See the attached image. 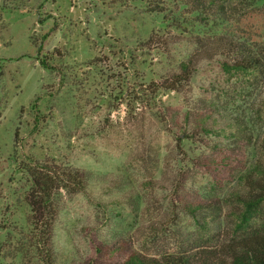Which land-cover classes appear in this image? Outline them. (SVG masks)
<instances>
[{"label": "rangeland", "instance_id": "1", "mask_svg": "<svg viewBox=\"0 0 264 264\" xmlns=\"http://www.w3.org/2000/svg\"><path fill=\"white\" fill-rule=\"evenodd\" d=\"M248 10L239 24L205 25L171 0H0L4 251L31 229L26 202L31 166L90 173L85 190L56 194L58 264H120L132 250L161 255L237 246L241 230L229 203L219 217L200 224L174 205L190 193H218L222 183L230 190L231 170L197 165L220 140L205 134L182 143L178 138L183 128L194 127L185 125L187 111L194 121L204 102L223 96L232 127L239 128L243 116L250 120L245 122L249 135L264 138V122L254 114L256 91L240 100L217 60L202 62L177 92H157L153 85H165L196 52L197 35L229 28L260 44L264 0H255ZM260 91L264 94V84ZM223 126L228 124L218 128ZM149 181L164 189L185 186L177 194L175 187L159 190ZM3 264L26 263L18 256Z\"/></svg>", "mask_w": 264, "mask_h": 264}, {"label": "trees", "instance_id": "2", "mask_svg": "<svg viewBox=\"0 0 264 264\" xmlns=\"http://www.w3.org/2000/svg\"><path fill=\"white\" fill-rule=\"evenodd\" d=\"M171 2L182 6L184 11L194 14L206 25L211 21L227 23L235 21L239 24L241 18L248 17V5L255 3V0H171ZM228 29L222 33L195 36L196 52L180 63L178 71L163 82L165 85L157 83L153 86L157 88V92L160 91L159 88H164L167 92H177L184 82H189L202 62L217 60L227 77V82L231 84L230 91L234 94L238 92L240 100L256 91L254 114L264 122V94L260 91L264 84V40L259 42L260 44H252L251 40H244V37L235 35L236 31L229 32ZM42 64L47 66L45 62ZM230 96L232 95L227 93V97ZM200 112L193 121L192 110L187 111L185 125L191 127L193 123L194 127L188 131L183 128L178 141L182 143L185 140H194L201 134L215 135L217 140H222L209 147L211 155L198 157L200 161L197 165L222 171L231 170L233 185L230 190H225V184L222 183L221 190L211 195L190 193L192 195L190 198L179 197L174 205H181L182 209L188 211L200 224L201 220L207 222L209 218L219 217L225 205L229 203L231 206L229 212L241 230L238 245L201 246L190 252L161 255L132 250L120 264H264V138L249 135L245 124L250 120L244 121L243 116L239 117V128L232 127L229 102L225 101L224 96L222 101L214 99L209 104L204 102ZM221 123L228 126L218 128ZM251 145L253 146L251 152H245V148ZM26 170L32 181L29 199H26L30 208L28 220L31 229L24 232L25 237L7 252L4 251V243L1 242L0 264H3L5 258L15 259L18 256H21L26 264H58L53 245L54 225L58 213L56 194L61 190L70 191L73 188L78 192L85 190L91 178L90 173L70 168L56 172L47 170L46 167L36 169V166L28 167ZM153 182L149 181L150 186ZM182 186L185 185L180 182L170 189H164L153 184L154 188L166 191L175 187L174 191L177 194ZM223 192L224 195L220 196Z\"/></svg>", "mask_w": 264, "mask_h": 264}]
</instances>
